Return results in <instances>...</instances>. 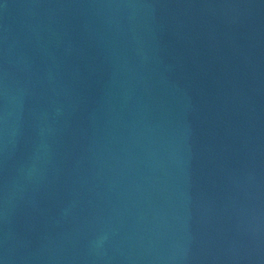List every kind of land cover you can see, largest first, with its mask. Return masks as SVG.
I'll use <instances>...</instances> for the list:
<instances>
[{
    "label": "water",
    "instance_id": "water-1",
    "mask_svg": "<svg viewBox=\"0 0 264 264\" xmlns=\"http://www.w3.org/2000/svg\"><path fill=\"white\" fill-rule=\"evenodd\" d=\"M0 264H264V0H0Z\"/></svg>",
    "mask_w": 264,
    "mask_h": 264
}]
</instances>
